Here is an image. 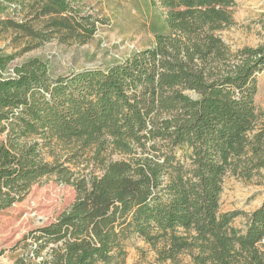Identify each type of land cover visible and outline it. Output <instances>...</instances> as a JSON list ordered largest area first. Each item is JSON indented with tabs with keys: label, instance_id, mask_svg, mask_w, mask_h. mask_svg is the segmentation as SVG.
<instances>
[{
	"label": "trees",
	"instance_id": "16d2710c",
	"mask_svg": "<svg viewBox=\"0 0 264 264\" xmlns=\"http://www.w3.org/2000/svg\"><path fill=\"white\" fill-rule=\"evenodd\" d=\"M82 1L0 0V15L38 7L65 28L86 18ZM160 3L166 31L105 69L53 75L32 58L3 77L11 57L0 56V211L43 177L75 190L14 264H124L132 236L159 264L181 255L188 264H264V199L248 214L219 211L226 174L264 178L255 104L264 44L234 50L216 34L233 23L234 0ZM92 148L101 173L72 171L67 164L79 166ZM108 148L128 158L98 160ZM240 214L244 230L231 224Z\"/></svg>",
	"mask_w": 264,
	"mask_h": 264
},
{
	"label": "rangeland",
	"instance_id": "374dc122",
	"mask_svg": "<svg viewBox=\"0 0 264 264\" xmlns=\"http://www.w3.org/2000/svg\"><path fill=\"white\" fill-rule=\"evenodd\" d=\"M234 3L233 23L216 34L234 50L263 45L264 0H234ZM77 6L80 16L86 18L77 17L76 21L68 18L65 28L51 27L50 19L61 16L38 15V7L1 14L0 56L11 57L1 71L2 76L12 75L14 66L32 58L46 62L53 75L86 68L105 69L134 51L151 46L155 34L166 31L165 10L160 0H83ZM256 81L255 104L261 113L260 120H264V70L257 73ZM94 153L95 148L89 149L79 166L67 165L83 175H99L101 165L93 159ZM44 156L52 160L49 153ZM126 158L108 148L100 152L98 160ZM74 199L73 186L47 176L36 182L22 201L0 211V264H14L18 257L29 256L35 245L31 232L53 222ZM263 199L264 178L254 176L246 180L228 173L222 184L219 211L248 214ZM231 224L244 230V215L235 217ZM125 250L124 264H159L155 251L138 236L126 241ZM188 260L181 255L177 264H188Z\"/></svg>",
	"mask_w": 264,
	"mask_h": 264
},
{
	"label": "built area",
	"instance_id": "2783aa9c",
	"mask_svg": "<svg viewBox=\"0 0 264 264\" xmlns=\"http://www.w3.org/2000/svg\"><path fill=\"white\" fill-rule=\"evenodd\" d=\"M261 244H264V238L261 240Z\"/></svg>",
	"mask_w": 264,
	"mask_h": 264
}]
</instances>
